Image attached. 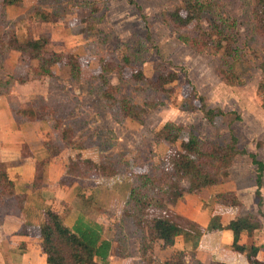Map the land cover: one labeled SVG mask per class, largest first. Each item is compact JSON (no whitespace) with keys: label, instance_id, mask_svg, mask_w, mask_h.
<instances>
[{"label":"rangeland","instance_id":"374dc122","mask_svg":"<svg viewBox=\"0 0 264 264\" xmlns=\"http://www.w3.org/2000/svg\"><path fill=\"white\" fill-rule=\"evenodd\" d=\"M20 1L3 14L0 0V92L12 88L17 97L13 103H21L18 111L35 105L53 117L41 124V136L47 138L45 143L52 153L60 150L62 156L71 157L75 163L79 157L87 158L117 170L114 176L93 174L83 181L85 195L92 202L89 206L78 191L65 195L69 207L64 219L69 218L72 224L83 215L90 223L102 226L105 237L114 243L109 264L165 261L168 252L153 255L147 251L143 255L141 246L147 245L150 234L144 229L145 217L154 212V207H166L169 198L178 200V214L172 212V218L193 233L224 232L240 217H256L246 225L250 228L242 232L240 243L248 249L264 246V178L259 207L255 196L257 167L248 156L254 153L264 162V31L255 27L251 1L218 0L239 49L232 84L224 81L229 69V63L223 62L225 49L219 53L198 50L181 40V36L191 39L198 29L196 23L179 31L168 21L167 14L175 8L176 0ZM38 11L44 12L45 19L31 21ZM208 11L199 23L205 31L213 20V10ZM29 30L36 37L47 38L48 52L62 53L60 64L52 66V54L32 61L28 55L8 48L10 33L18 31L26 36ZM70 54L80 61L78 78L66 65ZM161 66L177 72L178 80L167 87L174 90L172 99L161 98L165 103L149 110L143 123L123 119L117 108L105 105L102 79L97 76L103 67L110 71L106 73L107 82L118 88L120 99L128 96L140 103L155 99L154 91L145 83L127 81L136 69L154 79ZM51 67L55 75L47 78L45 71ZM15 77L25 83L19 84ZM188 82L204 100L194 102L195 110L180 108L190 96ZM209 110L222 114L211 122L205 118ZM166 123L183 128L182 139L194 133L204 143L225 144L232 136L237 137L239 154L229 168L216 175L220 185L195 193V162L185 175L175 177L176 188L163 183L167 177L164 156L169 146L156 142L155 133ZM68 131H74L71 148ZM57 134L65 135L67 140L59 142ZM217 194L224 196L216 199ZM234 196L241 201V208L219 203V199L233 200ZM177 241L178 247L183 240ZM191 251H186L185 262L197 264ZM230 255L226 254V259L233 262Z\"/></svg>","mask_w":264,"mask_h":264},{"label":"trees","instance_id":"16d2710c","mask_svg":"<svg viewBox=\"0 0 264 264\" xmlns=\"http://www.w3.org/2000/svg\"><path fill=\"white\" fill-rule=\"evenodd\" d=\"M175 8L167 14L168 21L179 31L187 29L193 24H197V31L192 35L191 39L181 36V40L196 47L198 50L210 51L219 53L222 49H225L223 62L229 63V69L225 72L224 81L232 84L235 75L232 73V69L235 68L236 61L240 58L238 55L239 49L236 47V40L233 37L229 20L223 14L222 5L218 0H176ZM251 1V15L255 24V27L259 31H264V0H250ZM20 0H2L1 10L3 14L7 12L9 8H15L20 4ZM213 10V20L209 30L205 31L200 28V21L205 13L209 12L208 9ZM34 17L31 21L39 22V20L45 19L44 12L38 11L33 14ZM42 18V19H41ZM30 31V30H29ZM18 31L12 32L9 35L7 42L8 48L17 51L21 55H28L30 60L39 61L43 57L51 55L50 62L53 65L60 64V60L63 58L62 53L48 52L47 45L48 40L46 37L39 35L38 37L33 35V32L28 34H18ZM66 65L70 68L73 77H79L81 72L80 61L78 57L73 54L67 55ZM50 64V63H49ZM42 66V65H41ZM51 66V65H50ZM47 78L55 75L52 67L46 71ZM108 69L103 67L102 73L97 75L102 79L101 95L103 97L105 105L110 108H117L119 115L123 119H130L138 123H143L144 118L149 110L154 109L160 105H163L165 101L161 98L167 97L172 99L174 90H169L167 87L174 84L178 80V74L175 71L167 70L165 67L158 69V75L156 78H149L142 70L133 73V75L127 81L120 71H117L120 78L128 83H145L150 90L154 91V98L150 101H138L133 100L130 97L119 98V90L110 83L107 82L106 73ZM122 75V76H121ZM20 84H24L25 81H20L19 77H15ZM190 88V96L185 98L180 104V108L195 110L194 102L198 99L203 102L204 100L198 96L195 87L188 82ZM7 89L0 92V95L7 94ZM159 95V98L158 96ZM264 106V99H263ZM16 107L13 105V110L18 112L19 116H23L26 123H33L36 121L49 122L53 117L48 116L40 110L39 106L30 105L26 108ZM206 109V107L203 106ZM54 111V109H53ZM56 111V110H55ZM220 111L209 110L205 112V118L214 122L215 118L220 116ZM54 130V128H53ZM184 129L174 123H166L155 133L156 142H164L169 146L168 151L165 154V166L164 171L167 174L165 185L169 184L174 186V179L176 176L185 175L190 168L192 162H195V172L197 180V189L195 193L201 191H209L213 187H217L221 184L218 180L217 174L223 170L229 168L233 162V159L239 154L236 146L238 139L232 136L230 141L225 144L216 143H204L194 133H190L187 139H182ZM70 136L68 144L71 148L73 143L74 131L67 132ZM56 136V135H55ZM59 142L63 143L66 136H56ZM40 151L45 153V158L41 159L40 164H49L52 160H57L61 152L53 151L49 152L48 149L43 147V143L40 142ZM248 154V153H247ZM22 158H36L32 153L31 148L27 144H23L21 147ZM252 163L257 167L256 175V192L258 206L261 207L263 196V178H264V162L258 160L254 153H249ZM40 158V157H39ZM63 157L61 161H64ZM2 169V168H1ZM116 169L112 165H106L104 163H96L92 159L77 158L69 161L66 165V171L60 176L58 186L64 190H77L79 196L83 199L86 205H91V198L86 197V187L83 185V181L93 174L99 177L114 176ZM148 179V175H140L142 178ZM88 179V178H87ZM163 184V185H164ZM175 187V186H174ZM0 188L4 194L12 195L14 187L12 182L8 179L7 173L0 172ZM176 188V187H175ZM224 195H215V198H222ZM177 198H169L164 204L166 207H154V212H149L150 216L145 217L144 229L150 232L147 245L143 244L141 249L143 255L148 252L155 254L166 253L170 251L169 255L165 257V261L162 264H187L185 262L187 252L185 250H174V246L177 238L182 237L186 243L192 244L191 254L196 258V249L199 244L200 237L192 232L184 229L172 218L173 213H177ZM219 203L231 207L241 208V201L234 196L233 200L221 201ZM67 207L66 202H55L49 205L44 211L42 216V222L39 227L40 248L42 254L45 256L47 264H109L108 260L113 249V242L106 239L103 236V227L97 224L87 222L83 217H80L72 229L67 228L62 221L61 214ZM261 211V209H259ZM173 212V213H172ZM263 214V213H262ZM175 217V215H173ZM264 216V214H263ZM256 219L254 216H244L238 218L236 225L230 227L233 240L229 247L232 251L239 254H244L249 264H264V259L260 260L258 254L261 251V247L252 246L249 249L246 246L240 244V238L242 232L247 228H250L248 223ZM254 228H256L254 226ZM147 239V236H146ZM148 251V252H147ZM197 261V259H196ZM197 264H203L197 261ZM210 264H227L224 262L215 261Z\"/></svg>","mask_w":264,"mask_h":264},{"label":"crops","instance_id":"0c3cea01","mask_svg":"<svg viewBox=\"0 0 264 264\" xmlns=\"http://www.w3.org/2000/svg\"><path fill=\"white\" fill-rule=\"evenodd\" d=\"M15 97L12 88L7 94L0 95V172L7 173L14 187L12 195L4 194L0 188V264H47L41 252L39 237L43 211L55 202H66L67 207L63 210L61 218L63 224L69 229H72L83 215H79L72 224L69 218L64 219L69 207L65 195L77 190L64 191L58 186V182L62 173L66 171V165L68 160L71 161V157L67 156V159L61 161L62 155H60L57 160H52L47 165L40 164L39 161L45 158V153L40 151V142L49 152L52 151L47 142L45 143L47 138L41 136V124L49 122L36 121L27 124V119L17 116L18 112L13 110V105L21 106L18 100L15 101L16 104L13 103V100L17 98ZM23 144L29 145L38 159L22 158L20 154ZM86 192L87 190L85 194ZM84 219L89 222L86 218ZM186 230L192 232L190 229ZM193 234L200 237L196 259L201 263L210 264L219 261L227 264H249L244 254L229 248L233 240L230 229L207 235L200 231ZM105 235L103 228V236ZM180 238L182 237L177 240ZM106 239L111 241L109 238ZM177 240L174 250L187 251L192 248L183 238L181 245L177 247ZM259 247L261 251L258 258L263 260L264 246ZM166 252L169 255L170 251ZM112 254H114V243L109 258ZM226 254L227 256L231 254L233 262L226 259Z\"/></svg>","mask_w":264,"mask_h":264}]
</instances>
